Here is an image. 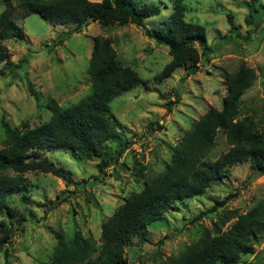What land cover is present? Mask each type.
Masks as SVG:
<instances>
[{
  "label": "rangeland",
  "instance_id": "374dc122",
  "mask_svg": "<svg viewBox=\"0 0 264 264\" xmlns=\"http://www.w3.org/2000/svg\"><path fill=\"white\" fill-rule=\"evenodd\" d=\"M6 1L0 0V12ZM10 1L17 5L18 0ZM160 3L161 14L145 19L150 29L160 26L173 10L172 0ZM249 4V0H186L185 18L205 26L207 50L197 46L201 58L194 72L187 74L190 67L183 65L162 81L156 77L170 61L168 47L147 36L142 26L132 22L103 26L92 21L81 32L65 36L71 25L55 23L39 13L24 16V9L17 6L14 19L25 35L3 41L12 65L0 74V149L6 138L3 122L24 131L50 118L48 102L67 107L91 94L87 68L97 35L113 39L118 60L136 70L143 82L110 103L119 134L105 142L101 156L85 160L71 150L59 149L42 153L70 177L69 182L40 170L23 174L27 189L9 201L29 222L5 245L9 262L2 251L0 264H48L60 234L70 240L80 231L100 245L101 223L131 192L143 188L146 177L165 171L175 145L194 120L211 106L222 107L227 92L224 71H236L242 63L255 69L256 79L242 96L239 117L252 116L264 130V0ZM229 148L219 129L207 158L215 160ZM102 159L108 162L104 173L99 170ZM23 195L30 203L23 202ZM262 199L264 173L253 169L250 161L233 166L226 178L212 183L203 195L178 202L150 224L148 241L134 238L126 247L127 264H160L198 241L204 230H213L226 213H244ZM239 264H264V238Z\"/></svg>",
  "mask_w": 264,
  "mask_h": 264
},
{
  "label": "trees",
  "instance_id": "16d2710c",
  "mask_svg": "<svg viewBox=\"0 0 264 264\" xmlns=\"http://www.w3.org/2000/svg\"><path fill=\"white\" fill-rule=\"evenodd\" d=\"M141 1L18 0L14 5L7 0L0 12V64H3L0 74H5L12 65L11 52L3 41L25 35L23 26L14 19L17 6L24 9V16L39 13L55 23L71 25L65 36L81 32L92 21L103 26L132 22L142 26L146 35L158 44L168 47L171 58L157 75L158 80L162 81L183 65L190 67L187 74L194 72L201 58L197 46L207 50V35L204 25L186 20V0H172V12L153 29L146 27L145 19L161 14V0ZM255 1L249 0V5ZM93 41L87 68L92 87L90 95L67 107L55 100L48 102L50 118L24 131L3 122L6 138L0 149V214L4 215L0 219V253L4 251L6 262H9V251L4 249L5 245L29 222L9 201L13 194L27 189L28 181L23 174L40 170L69 182L70 177L52 160L43 158L42 153L59 149L71 150L85 160L101 156L105 142L119 134L110 103L143 82L136 70L118 60L112 38L97 35ZM223 76L227 92L222 107L211 106L194 120L175 145L165 171L158 177H146L143 188L131 192L101 223V244L97 245L93 238L85 237L80 231L70 240L60 234L48 264H127L126 247L134 238L148 241L147 227L174 209L178 202L203 195L212 183L226 178L231 167L246 161L264 173V130L258 128L252 116L239 117L242 96L253 85L256 71L242 63L236 71H224ZM32 93L39 98L33 89ZM219 129L225 133L230 148L210 160L207 157ZM107 166L108 162L102 159L100 172L104 173ZM8 169L16 174L7 173ZM22 200L30 203L27 195ZM232 218L235 220L223 230L221 226ZM263 238L264 199L244 213H226L215 222L213 230H204L198 241L160 264H239L242 256L252 254L255 244ZM94 253L97 255L92 257Z\"/></svg>",
  "mask_w": 264,
  "mask_h": 264
}]
</instances>
